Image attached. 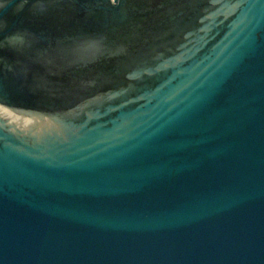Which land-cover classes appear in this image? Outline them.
Returning <instances> with one entry per match:
<instances>
[{
  "label": "water",
  "instance_id": "95a60500",
  "mask_svg": "<svg viewBox=\"0 0 264 264\" xmlns=\"http://www.w3.org/2000/svg\"><path fill=\"white\" fill-rule=\"evenodd\" d=\"M0 264H264V0H0Z\"/></svg>",
  "mask_w": 264,
  "mask_h": 264
}]
</instances>
